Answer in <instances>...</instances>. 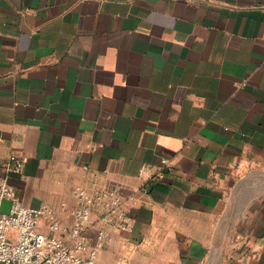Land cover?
<instances>
[{
    "label": "crops",
    "instance_id": "0c3cea01",
    "mask_svg": "<svg viewBox=\"0 0 264 264\" xmlns=\"http://www.w3.org/2000/svg\"><path fill=\"white\" fill-rule=\"evenodd\" d=\"M3 176L64 241L120 195L99 264H264V0H0Z\"/></svg>",
    "mask_w": 264,
    "mask_h": 264
},
{
    "label": "built area",
    "instance_id": "2783aa9c",
    "mask_svg": "<svg viewBox=\"0 0 264 264\" xmlns=\"http://www.w3.org/2000/svg\"><path fill=\"white\" fill-rule=\"evenodd\" d=\"M166 165V160L162 161ZM22 161L10 157L6 164V174L19 173ZM78 208L71 211L74 219L69 231L68 241L49 236L38 230L39 219L47 214L49 228L58 230V223L45 208L25 207L18 199L15 190L6 176L0 178V264H99L95 250L85 241L84 232L90 225V213L93 205L100 206L106 213V219L112 220L121 205L120 195L109 196L98 191L90 196L84 190H75ZM9 202L7 212H1V205ZM125 221V218H123ZM98 242L96 247H100Z\"/></svg>",
    "mask_w": 264,
    "mask_h": 264
}]
</instances>
